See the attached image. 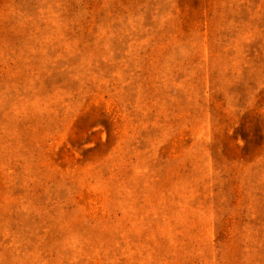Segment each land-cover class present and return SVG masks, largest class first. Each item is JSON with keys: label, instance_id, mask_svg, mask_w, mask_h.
Instances as JSON below:
<instances>
[{"label": "rangeland", "instance_id": "rangeland-1", "mask_svg": "<svg viewBox=\"0 0 264 264\" xmlns=\"http://www.w3.org/2000/svg\"><path fill=\"white\" fill-rule=\"evenodd\" d=\"M0 264H264V0H0Z\"/></svg>", "mask_w": 264, "mask_h": 264}]
</instances>
